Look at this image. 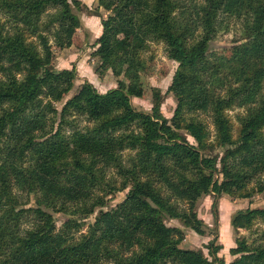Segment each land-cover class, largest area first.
<instances>
[{
    "label": "trees",
    "instance_id": "1",
    "mask_svg": "<svg viewBox=\"0 0 264 264\" xmlns=\"http://www.w3.org/2000/svg\"><path fill=\"white\" fill-rule=\"evenodd\" d=\"M84 7L0 0V264H225L215 241L209 260L184 249L185 232L167 221L205 236L202 198L213 196L217 209L224 195L264 196V0H98L108 16L89 10L102 25L94 54L122 80L105 94L84 83L59 109L77 71L54 70V48L74 45ZM232 19L247 41L230 55L214 51ZM151 42L178 64L171 119L160 89L151 113L132 104L147 93L141 56ZM234 108L247 111L237 130L227 114ZM199 114L211 119L215 142ZM218 148L222 156L207 154ZM50 213L95 217L84 233L78 220L58 228ZM257 219L264 208L239 211L231 225ZM230 253L239 256L231 264H264V246L237 241Z\"/></svg>",
    "mask_w": 264,
    "mask_h": 264
},
{
    "label": "rangeland",
    "instance_id": "2",
    "mask_svg": "<svg viewBox=\"0 0 264 264\" xmlns=\"http://www.w3.org/2000/svg\"><path fill=\"white\" fill-rule=\"evenodd\" d=\"M81 1V0H79ZM85 6L82 12H78V16L83 25L86 24V19L92 16L90 11L98 10V3L96 6L88 7L83 1ZM98 2V0H97ZM90 10V11H89ZM101 18H107L108 13L103 9L98 10ZM98 18V17H96ZM99 19V18H98ZM228 27H224L214 40L212 49L217 52L230 55V49L235 45L243 44L247 41L243 34V23L239 20H229ZM101 23V19H100ZM85 31H77L74 45L67 50H60L54 48V70L62 71L64 69H73L77 71V81L74 89L65 98L64 102L58 104V108L61 109L62 105L72 98L80 86L84 83H90L101 94L107 93L111 89H115L118 86V81L122 77H115L112 71L102 70L101 62L94 52L97 50V35L92 38ZM142 59L146 63V73L144 75V84L146 87V95L142 99H132V104L138 111L151 113L153 107L152 89H160L164 97L161 111L167 119H171L174 116L177 102L172 94L168 93V89L172 84L173 77L178 68V64L168 57L166 47L163 43L151 42L148 50L142 54ZM79 70V71H78ZM228 116L233 126L237 130L239 127V118L247 115L246 109L234 108L228 111ZM198 119L206 124L210 131L211 142H215V129L211 122V119L205 114H199ZM190 142L193 140L188 137ZM207 154L222 156L223 151L218 148L214 152ZM111 172L108 176H113ZM128 191L116 192L110 196L108 200V206L105 210H111L121 204L127 195ZM24 201L28 203V208H35L36 203L34 199L28 198L25 195L22 197ZM215 198L213 196H207L202 198L198 203V216L203 220L206 225L205 236H199L190 229L185 228L178 221H167L169 226H178L185 232V240L182 247L187 250L202 251L209 260L210 251L207 246L215 241V246H221L217 256L222 258L225 264L233 263L239 256H233L230 251L237 247V241L246 242L251 248L258 246H264V221L257 219L253 225L248 229H234L231 225L232 218L239 211H246L247 209H263L264 208V196L254 195L251 199H239L233 198L227 195L222 196L217 200V209L214 208ZM71 209L70 211H73ZM51 220L55 222L58 228L67 222V220H78L79 223L84 225V233H86L90 223H93L94 216L83 220L79 216L64 215L59 213H50ZM33 222L29 225H34ZM26 225V226H29ZM27 228V227H24Z\"/></svg>",
    "mask_w": 264,
    "mask_h": 264
},
{
    "label": "crops",
    "instance_id": "3",
    "mask_svg": "<svg viewBox=\"0 0 264 264\" xmlns=\"http://www.w3.org/2000/svg\"><path fill=\"white\" fill-rule=\"evenodd\" d=\"M83 1L88 7H92L93 5L96 6L97 5V0H81ZM81 29L78 30L79 31H85L90 35V37L92 38L94 35H97L96 38H98L101 34H102V25L100 23V19L96 18V17H88L86 19V24L83 25L81 23ZM79 71V70H78Z\"/></svg>",
    "mask_w": 264,
    "mask_h": 264
}]
</instances>
